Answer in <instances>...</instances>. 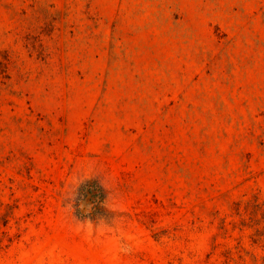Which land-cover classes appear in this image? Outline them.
I'll return each mask as SVG.
<instances>
[{"label": "rangeland", "instance_id": "obj_1", "mask_svg": "<svg viewBox=\"0 0 264 264\" xmlns=\"http://www.w3.org/2000/svg\"><path fill=\"white\" fill-rule=\"evenodd\" d=\"M0 264H264V0H0Z\"/></svg>", "mask_w": 264, "mask_h": 264}, {"label": "trees", "instance_id": "obj_2", "mask_svg": "<svg viewBox=\"0 0 264 264\" xmlns=\"http://www.w3.org/2000/svg\"><path fill=\"white\" fill-rule=\"evenodd\" d=\"M80 195L84 202L91 204L92 211L95 214L98 210L103 208V190L95 181L87 180L81 185Z\"/></svg>", "mask_w": 264, "mask_h": 264}]
</instances>
